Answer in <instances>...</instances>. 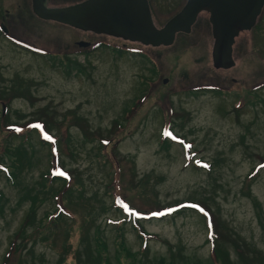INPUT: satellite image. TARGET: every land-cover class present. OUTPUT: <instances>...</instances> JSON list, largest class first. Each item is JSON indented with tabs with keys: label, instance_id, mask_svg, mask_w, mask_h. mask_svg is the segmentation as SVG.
Segmentation results:
<instances>
[{
	"label": "rangeland",
	"instance_id": "374dc122",
	"mask_svg": "<svg viewBox=\"0 0 264 264\" xmlns=\"http://www.w3.org/2000/svg\"><path fill=\"white\" fill-rule=\"evenodd\" d=\"M21 4L37 46L70 53L61 66L0 41V264H76V251L79 264H212L196 211L223 220L253 258L264 252V14L235 40V66L216 70L210 28L148 48L39 21ZM152 8L158 28L177 12ZM77 41L110 48L73 56ZM62 183L66 199L53 196Z\"/></svg>",
	"mask_w": 264,
	"mask_h": 264
},
{
	"label": "water",
	"instance_id": "95a60500",
	"mask_svg": "<svg viewBox=\"0 0 264 264\" xmlns=\"http://www.w3.org/2000/svg\"><path fill=\"white\" fill-rule=\"evenodd\" d=\"M263 6L264 0H187L179 13L157 28L147 0H86L61 9L47 7L46 0H31L33 14L43 21L152 48L172 46L176 35L189 34L198 14L206 12L213 38L212 66L216 70L235 66V39L252 30Z\"/></svg>",
	"mask_w": 264,
	"mask_h": 264
},
{
	"label": "flooded vegetation",
	"instance_id": "af4514ba",
	"mask_svg": "<svg viewBox=\"0 0 264 264\" xmlns=\"http://www.w3.org/2000/svg\"><path fill=\"white\" fill-rule=\"evenodd\" d=\"M83 1H86V0L76 1L70 6L76 5V4L81 3ZM152 1H154V2L156 1V4L158 6L160 5L161 9L162 8L163 9L165 8L167 10H171L173 8L177 9V12L174 15L170 16L169 19H171L173 16H175L177 13H179L187 2V0H162V4H160L159 0H147L153 22H154V18H153V14H152V12H153ZM157 1H158V3H157ZM163 1L165 3H163ZM167 1H168V3H167ZM46 2H47V7H49L48 6L49 0H46ZM29 7H30V12H31L32 16L39 21H43V20L37 18L33 14L32 7H31V0H30ZM21 11H22L21 0H0V41L3 42L4 44H6V46H8L10 49L21 50V51L27 53L29 56H32L34 59H36V57L51 58L52 60L58 58V60L60 61V65L65 66V64L67 63L66 61L68 59L69 53H70L69 47L68 46L63 47L62 52H61L62 54L57 53L53 49L52 50L40 49L36 44V38L37 37H36V33L34 31V27L32 25V22L29 20H26V19H24V21H23L20 18ZM263 14H264V6L262 8L260 16L256 20L255 26L252 28L251 31L244 32V33L250 34V33L254 32V29L259 26ZM56 24H58V23H56ZM58 25H61V24H58ZM62 26H64V25H62ZM66 27H68V26H66ZM68 28H70V27H68ZM207 28L208 29L210 28V31H211V25L209 23V14H207L206 12H200L197 16L195 23L191 27V32L189 34L179 33L176 35V38L179 35L186 37V36H188L194 32L195 34H199L201 37H203L205 39L204 33H205V29H207ZM71 29H73V28H71ZM76 31H78V30H76ZM79 32L84 33V34L93 35L92 33H88V32H81V31H79ZM176 38H175V40H176ZM211 38H212V34H211ZM212 41H213V38H212ZM79 43H85V44H89V45L86 47H79V45H78ZM97 43H99V42H97ZM97 43L85 42V41L74 42V46L76 48H78L79 51L77 49L75 51H73V56L74 55L75 56L87 55V54L91 53V51L92 52L95 51V49H97L96 48ZM139 45H141V44H139ZM144 47H146V46H144ZM148 48H150V47H148ZM167 82H168V80H167ZM192 89H194V88H192ZM0 98H1V95H0ZM0 105H2V107L4 109L6 108L5 107L6 106L5 101L1 100ZM5 112H6V110L4 111V113L1 114V115H3L2 117H4ZM0 122H1V119H0Z\"/></svg>",
	"mask_w": 264,
	"mask_h": 264
},
{
	"label": "trees",
	"instance_id": "16d2710c",
	"mask_svg": "<svg viewBox=\"0 0 264 264\" xmlns=\"http://www.w3.org/2000/svg\"><path fill=\"white\" fill-rule=\"evenodd\" d=\"M96 48H103V49H109L110 45L104 42H99L96 44ZM128 50V49H127ZM113 51H116L119 55H121L123 53V50L121 48H117V49H113ZM131 52H139L138 50L136 51H132V50H128ZM140 53V52H139ZM142 54L144 55V53L142 52ZM143 57V56H142ZM68 62V60L66 61ZM153 69H157L154 65H152ZM154 72V71H153ZM194 89H198V90H209V91H213L216 89H212L210 86L208 87H194ZM38 119H42V118H38ZM30 124V123H29ZM32 124V123H31ZM34 124H38V123H34ZM41 130L43 132H45V126L46 124L43 123V121H41ZM9 137H14V136H19L18 134L15 133H8ZM86 134V133H85ZM51 151L50 152H54V148H50ZM4 151H6V149L4 148ZM3 151V152H4ZM7 152H9V149H7ZM100 152V151H99ZM52 154V153H51ZM101 154V152H100ZM8 155V153H7ZM9 158L15 160V157H13L11 154H9L8 156ZM56 159V158H55ZM57 160V159H56ZM16 161V160H15ZM109 163V161H108ZM12 172L14 171V173L16 172V169H10ZM63 174L66 173L64 170L62 172ZM66 175V174H65ZM45 181H48L47 179H49L50 183L54 182V181H59V182H63L65 178H60L58 176H53L50 175L51 178H49L47 175H45ZM58 182V183H59ZM49 183V182H48ZM46 184V183H45ZM50 187V186H49ZM69 191L70 189H68V187L64 186V184L62 183V187L59 190H55L54 195L56 196L57 193L59 192H63V197H66L69 195ZM256 205L257 203L254 202ZM186 208H190V209H194L191 206H186ZM179 210V208H178ZM212 210V209H211ZM200 216H202L205 221H206V226L209 230V236H208V240H209V244L211 245V250H212V255H213V262L212 264H234L233 261H231L225 251V248H231L235 255H236V260L237 263L239 264H243V262L245 260L247 261H251L254 264H264V252H260V255L256 256L255 258H253V254H259L257 252L259 251H253L252 249V245H250L248 242L244 241L243 239H241L240 237H237L234 233H232L231 231H229V229L227 228V224L223 221L220 220V218L213 214L212 212L209 211L208 215H204L203 213H200L198 211H196ZM62 216H60L61 218ZM28 218H30V216H28ZM25 220V224L23 225V227H25L26 225H29V219ZM259 219L260 222V226L264 229V220L262 219V217H257ZM23 233L22 230L19 231V235ZM96 243V241H95ZM96 247V245H95ZM97 248V247H96ZM124 250V247L122 248ZM251 251V252H249ZM79 257H81V254L78 255V252L76 251L74 253V261L76 264H79L80 259ZM257 257H259V259H257ZM158 264H165L164 259L161 258L158 260Z\"/></svg>",
	"mask_w": 264,
	"mask_h": 264
}]
</instances>
